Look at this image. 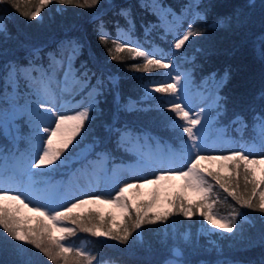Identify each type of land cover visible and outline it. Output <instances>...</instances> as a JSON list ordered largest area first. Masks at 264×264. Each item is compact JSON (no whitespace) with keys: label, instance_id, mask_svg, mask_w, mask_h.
Masks as SVG:
<instances>
[{"label":"trees","instance_id":"16d2710c","mask_svg":"<svg viewBox=\"0 0 264 264\" xmlns=\"http://www.w3.org/2000/svg\"><path fill=\"white\" fill-rule=\"evenodd\" d=\"M19 2L20 11L7 5L0 6V14H7L8 17L7 33L0 34V106L4 95L11 93H15L21 105L35 101L41 86L39 74L32 71L29 61L35 59L46 66L47 54L68 41H76L81 45L74 67L79 69L83 64L96 73L91 78L93 86L97 85L98 78L102 81L99 95L94 90L91 93H75V98L84 101L95 96L97 110L92 113L95 120L86 122L81 135L62 154L61 160L68 157L65 163L60 167L52 166L54 170L44 175L29 176L27 173L25 157L32 150V124L28 116L22 115L17 120L21 140L16 150L12 140L3 134L0 125V154L11 161L22 159L16 172L25 174V181L13 175L12 168H7L8 176L13 175L21 191L29 192L30 188L43 185L47 186V190L66 185L64 194L57 201H50V207L63 211L77 201L70 186L78 166L84 171L104 163L112 168L120 162H135L143 144L183 152L180 130L169 127V116L172 114L166 107H160L172 97L156 93L145 98L149 85L172 82L171 77L180 74L185 78L181 83L186 86L190 101L194 97L200 100L205 94L210 97L209 107L214 118L216 109L212 106V100L217 95L223 98L221 103L226 112L219 117V123L209 127L207 135L210 139L217 135L219 128H226L229 135L237 136L232 131L235 126L231 125L235 115L242 114L251 123L253 113L264 109V0H100L93 8L53 3L41 12L42 20H29L21 14L34 10L37 0ZM171 9L180 15L188 12L195 16V13H200L203 17L195 25L202 34L190 38L180 50H175L172 45L175 38L187 29L189 22H183V27L176 32L169 11ZM122 10L129 11L130 16L121 15ZM129 19L133 25L131 27ZM101 28L112 38L106 45L98 39ZM117 38L129 42L130 46L140 45L144 50L154 52L157 58L171 62L172 67L150 72L134 71L131 65L142 63V58L133 60L132 54L127 51L119 54L113 51L120 59L111 60L107 49L114 50L112 41ZM34 47L42 50L40 56L35 58L32 53ZM39 64L36 66L39 67ZM12 65L21 70L18 78L14 76L16 85L12 84V76L8 75ZM211 74H214L215 82L208 90H204L203 82ZM130 104L133 110H128ZM125 127L136 136L146 139L118 147L119 137L115 129ZM88 145L92 149L91 155L78 162L82 149ZM184 157L187 160V156ZM231 167L230 162L220 161L216 168L208 171L228 178L231 176ZM40 171L33 169L36 173ZM208 180L214 185L212 199L216 203L213 212L229 215L235 208L244 214L236 218L237 228L232 235H213L218 245L203 234L204 220L199 211L191 218L176 215L171 216L167 224L144 225L140 237L137 238L134 233L128 244L92 237L79 230L64 243L82 247L106 264H165L170 259L179 260L181 264H264V213L241 207L211 177ZM116 181V178L112 179V192L117 190ZM239 191L244 192L242 176ZM135 193L130 191L126 195L129 202L136 205L151 200L153 196L146 193H137L134 198L129 196ZM155 193L159 194V200L152 211L157 212L171 210L168 201L183 196L163 186ZM88 197L85 195L82 199ZM162 198L165 200L164 205L160 204ZM200 199L186 198V202L196 204ZM8 207L15 209L16 205L9 202ZM89 214H95L97 220L103 218L114 231L127 221L124 210L115 204H88L72 213L73 216ZM19 216L25 227L36 228L41 220L49 225L53 223L25 208H21ZM61 226L78 229L70 221H65ZM4 235L0 230V237ZM53 235L59 237L61 233L53 228ZM185 235L189 237L187 242L184 240ZM13 244L0 243V264H23L28 259L37 260L38 264H51L33 246L26 245L27 251L21 255ZM173 248H179L181 256L175 257Z\"/></svg>","mask_w":264,"mask_h":264},{"label":"snow or ice","instance_id":"6c2138e0","mask_svg":"<svg viewBox=\"0 0 264 264\" xmlns=\"http://www.w3.org/2000/svg\"><path fill=\"white\" fill-rule=\"evenodd\" d=\"M53 3L61 5L77 4L83 8H93L100 3V0H37L34 10L24 11L21 14L29 20L43 19L41 12ZM7 5L20 11L19 0H0V6ZM121 15L130 16V12L122 10ZM7 14H0V34L7 33ZM203 19L200 13H195L194 18L189 22L187 29L175 38L173 48L180 50L184 48L190 38L201 35L202 33L195 28L197 20ZM129 26H133L129 19ZM98 39L102 44H107L112 39L106 32H98ZM115 45L107 49L111 60H118L117 54L127 51L132 54L133 60L142 58V63H134L131 68L138 72H150L154 69H169L171 62H166L164 58H157L154 52L143 50L140 46H130L129 42L122 41L119 38L112 41ZM81 45L76 41L61 43L54 51L47 54V65L39 64L37 60H30L29 66L33 72L39 74L40 90L37 93L35 101H27L24 105L18 106L15 97L6 99L3 104L6 107H0V124H13L17 115H27L32 124V135L30 138L31 152L25 157L27 161V173L29 176L44 175L53 171L52 166H62L68 157L61 160L62 154L68 149L82 130L85 129L86 122L95 120L92 113L96 112L95 96H91L83 104H77L75 110L65 109L64 105H58V99L65 94L71 95L73 92L82 93L95 91L99 95V86L102 81L98 78L97 85L91 84V78L96 73L91 72L85 65L80 68L74 67V62L80 54ZM40 48H33L34 58L40 56ZM39 64V67L36 65ZM20 68L12 65L9 68L8 75L19 77ZM62 75L63 79L58 77ZM171 76V74L169 73ZM185 79L180 74L171 77L172 82H160L152 85L150 90L155 93H161L172 97V99L161 104V108H167L172 115L169 116V127L173 130H180L182 144L181 148L184 155L187 156L186 170H175L161 172L154 179H145L143 182L125 183L118 189L112 199H101L99 196H91L79 199L71 206L65 207L63 211L55 207H49L48 204L38 203V194L21 192L18 189L16 194L12 190L5 188V183H10L11 178L5 177L4 167L0 164V230L6 235L0 237V243L13 244L18 254L24 255L27 251L25 246L31 245L44 257H47L51 264H106V262L97 259L96 255L76 247L71 243L65 244L69 237L75 236L77 230L88 233L96 238H108L118 241L121 244H128L133 238V234L139 238L140 230L144 225H156L158 223L167 224L171 216L180 215L185 218H191L197 214L212 225L215 229H222L227 233H233L237 228L236 218L244 214L233 208L229 215H220L213 212V206L216 203L212 199L214 185L209 182L207 177L219 185L229 196L232 197L241 207L264 213V177L257 179L256 170L252 166L264 165V109L259 113L254 112L252 121H249L242 115L236 114L231 121L232 129L237 134L236 138L229 136L228 129H218L220 137V147H228L229 153L223 155L204 154L210 147L209 137L207 135L209 127L212 124L219 123V117L223 116L226 109L221 103L222 99L218 95L212 100V106L216 109L215 118L211 115V108L208 105L200 107L199 111L193 112L192 103L188 99L187 89L181 81ZM264 96V94H262ZM128 110H133L130 104ZM71 112L72 114H69ZM118 133L117 146L121 147L130 143H140L146 137L136 136L127 127L124 129H115ZM186 137V138H185ZM79 143V142H78ZM259 154V158H256ZM5 157L0 154V160ZM172 150L169 149L167 157H160L153 161L163 164L171 162ZM224 161L230 162L231 176L225 178L212 171H206L201 168V161ZM60 161V164H57ZM33 169H40L39 173L33 172ZM206 172V174H205ZM243 178L244 192H240V177ZM179 177L186 182V187L200 194L201 199L196 204L186 202L183 196H177L175 200H169L168 204L171 210L157 212L152 211L158 204L159 194L153 193L152 199L140 203L139 205L129 202L126 195L130 191H138L145 184H159L161 181L173 180ZM234 185V187H233ZM211 200V203H210ZM27 201V202H26ZM11 202L16 205L15 209L8 207ZM34 207L29 208L31 204ZM109 203L115 204L124 210L127 221L122 227L117 226L114 231L112 227L107 226V222L100 218L97 220L95 214L87 216L72 213L75 209L88 204ZM21 208L29 209L38 213L41 217L52 221L51 225L46 224L44 220L39 221L36 228L25 227L24 221L19 216ZM111 219V218H110ZM65 221H70L77 228L61 226ZM114 223V220L112 221ZM53 228L61 233L59 237L53 235ZM184 240L189 241L187 235ZM172 253L175 257L181 256L179 248H173ZM23 264H38L37 260H25ZM165 264H181L179 260H168ZM186 264V262H183Z\"/></svg>","mask_w":264,"mask_h":264},{"label":"rangeland","instance_id":"374dc122","mask_svg":"<svg viewBox=\"0 0 264 264\" xmlns=\"http://www.w3.org/2000/svg\"><path fill=\"white\" fill-rule=\"evenodd\" d=\"M58 78L62 80L63 76L60 75ZM11 82L13 85H16V79L14 76H12ZM151 86L152 85H149L145 98H149L156 94L155 92H152L150 90ZM12 97L16 98V95L15 94L5 95L4 100L10 99ZM206 101L207 100L203 101V104H202L201 101H198L195 98L191 102L193 112L199 111L200 107L207 105ZM57 103L58 105H64L65 109L75 110L77 104H83L84 102H82L81 100L75 101L74 99H72V94L71 95L65 94L63 97H60L58 99ZM18 106H21V105L18 104ZM2 107H6V105L3 104ZM69 114H72V113L69 112ZM19 116L20 115L16 116L14 122L19 118ZM14 122L13 124H6V123L2 124L5 134L15 133L14 131L16 130L15 129L16 125ZM15 136H19L18 133H15ZM229 136L232 138H236L232 135H229ZM219 144H220V137L218 134L214 139L209 141L210 146L211 145H217V146L214 148L210 147L209 150L205 152L204 154H212V155L228 154L229 148L220 147ZM91 152H92L91 147L87 146L81 151L79 160H83L88 155H90ZM168 154H169L168 152L163 151L162 149H159V148H151V149L141 148L138 153L139 161L135 163H124V164L121 163L115 166L114 169L112 170H108L107 165L105 167L98 166L97 168H95V171H86L84 174L82 173L80 174L79 169H77L76 171L77 178L72 186V189L75 192L74 199L79 200L86 194L90 196H99L101 197V199H112L114 197V193H112L111 191V188H112L111 181L113 177H117V185H118V188H120L125 183L143 182V180L145 179H148V180L154 179L155 176L161 172L175 171L177 169L186 170L187 163L186 161L182 159V156H180V154L178 153L172 154V159L170 163L167 162V160L162 165L159 163L153 162L162 156L167 157ZM256 158H259V154H257ZM20 162H21V159H18L17 161H14L11 165L13 168H16V166ZM219 162H220L219 160L201 161V168L203 170L208 171V169L216 168ZM3 167H4V170H6L7 168L6 161L3 162ZM252 167H254L256 170L257 179L264 177V165H256ZM4 175L6 177L5 171H4ZM159 186H165L166 188L170 190L182 192L183 195L189 200H195L201 197L200 194L197 193L196 191L187 188L186 182L183 179H180L179 177L173 180L161 181L159 182V184H145L142 189H139L138 191H135V192L136 193L143 192V193H147L150 195L154 193ZM4 187L11 189L12 192H16V188H17L15 182L5 183ZM85 188L87 189L86 191H85ZM31 193L38 194L37 202L42 203V204H48V202L46 201L47 197L56 198L57 196L56 190L47 191L45 190L44 187L41 188L39 191L38 189L31 190ZM164 203H165V200L162 198L160 200V204L164 205ZM103 204L111 205L109 203H103ZM34 206H35V203L31 204L29 208L34 207ZM220 215H224V214H220ZM202 231L204 235L209 237L210 242L216 245L218 244L215 241L213 235L219 234L220 237L232 235V233H227L223 231L222 229H215L212 225L207 224V221H204L202 225ZM214 264H218V263H214Z\"/></svg>","mask_w":264,"mask_h":264}]
</instances>
